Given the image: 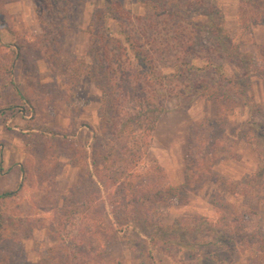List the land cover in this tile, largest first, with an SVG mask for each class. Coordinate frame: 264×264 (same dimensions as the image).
Returning a JSON list of instances; mask_svg holds the SVG:
<instances>
[{
  "label": "trees",
  "instance_id": "obj_1",
  "mask_svg": "<svg viewBox=\"0 0 264 264\" xmlns=\"http://www.w3.org/2000/svg\"><path fill=\"white\" fill-rule=\"evenodd\" d=\"M78 1L81 0H61L63 13L66 5L70 7ZM42 3L46 4L51 17L55 4L49 0H42ZM106 4L105 8L93 14L84 30L89 35L86 54L90 61L75 55L63 57L61 48L65 33L63 29L59 30L58 15L51 22L39 17L41 31L30 35V40L27 39L28 34L6 27L14 40L12 44L0 43V119H6L15 112L16 105L8 97L9 90L20 99L26 98L14 83L11 69L14 60L20 61L29 77L27 81L33 82L37 72L33 52H38L55 76L66 80L68 92L76 88L84 76L100 91L101 98L98 130L89 128V144L73 143L68 134L62 131L56 133L42 126H29L28 131L23 133L28 139L25 144L30 147L35 146L36 136L51 133L52 144L47 143L46 146L48 152L56 145V136L59 135V143L77 168V180L63 191L60 198L52 193L35 195L31 199L32 204L14 220L3 218L0 213V264H17L22 259L21 241L25 232L35 228L32 223L38 220L40 213L49 211L52 214H46L47 217L40 222L48 228L54 244L47 248L39 264H69V259L75 260L76 256L72 253L62 252L64 242L69 239L64 231L77 219L90 228L86 233L91 234L97 246L88 254L87 263L84 259L79 262L103 264L106 247L118 231L107 218L106 207L111 212H122L127 221L138 222L150 243L163 251L194 252L198 254V263L264 264V236L239 225L236 216L224 221L194 215L164 224L163 208L181 197L180 189L169 181L158 164L151 163L144 169L141 166L149 153L156 124L167 111L163 103L171 98L204 97L215 103L216 114L214 120L204 117L195 121L187 131L188 138L183 149V186H190L206 174L213 175L210 163L224 146L227 118L240 105L248 107L247 123L250 128L243 135L257 157L255 170L243 182L244 189L248 190L239 189L240 194L252 195L256 188L264 185V121L255 119L257 116L264 119V110L246 92L250 87V73L264 78V44H255V55L240 52L230 43L227 45L232 57L223 54L220 61L206 59L202 65H195L184 53L191 46L192 34L187 28H177L176 20L182 16L181 20L185 17L187 24L195 23L176 11V2L146 0L145 15L137 17L136 24L129 28L120 27L119 34L123 39L110 36L107 22L125 16L126 12L120 1L106 0ZM185 14L188 16V13ZM3 15L5 11L1 6L0 16ZM211 15L208 13L206 16ZM220 19L223 20L222 17ZM237 19L241 35L249 36L254 25L264 24V0H239ZM97 21L102 30L100 34ZM218 31L220 35L217 37L216 33L213 37L218 43H225L229 35L223 24ZM171 51L177 53H172L171 56L175 57H168ZM230 62L243 68L242 77L226 72L225 65ZM165 68H170V71ZM37 87L47 93L49 86ZM77 114L78 111L72 113L74 117ZM44 154L47 159L50 158V154ZM39 158L43 162V155ZM50 159L53 160L52 157ZM21 170L23 180L19 187L0 193L3 205L6 200L22 199L19 189L23 190V181L33 171L30 172L25 165ZM41 179L44 180L42 176ZM218 179L226 191L236 192L230 181ZM46 220H49V225ZM9 224L13 225L9 227ZM7 227L8 233H3ZM189 235L200 236L201 240L197 241ZM215 247L223 248L227 254L246 255V262L238 259L228 263L225 258L216 255Z\"/></svg>",
  "mask_w": 264,
  "mask_h": 264
},
{
  "label": "rangeland",
  "instance_id": "obj_2",
  "mask_svg": "<svg viewBox=\"0 0 264 264\" xmlns=\"http://www.w3.org/2000/svg\"><path fill=\"white\" fill-rule=\"evenodd\" d=\"M49 1L55 4L51 17L42 0H0V7L3 6L5 11V15L0 16V43H13L14 37L6 27L13 28L20 34H28L27 39L30 40V35L41 31L39 17L51 22L58 15L59 30L63 29L65 33L61 48L63 57L75 55L90 61L86 54L89 35L84 30L88 27L93 14L107 6L106 0H81L70 7L66 5L64 13L61 0ZM114 1L121 2L126 15L117 20L110 19L107 27L110 29V36L123 39L119 34L120 27L129 28L136 24L137 17L145 15L146 0ZM168 1H173V4L176 2L177 4L174 5L176 11L190 17L192 23H195L187 24L185 17L181 20L182 16L176 20L177 28H187L192 34L191 46L188 52L184 53L195 65H202L206 59L220 61L223 54L232 57L233 54L228 52L227 44L230 43L240 52L245 51L255 55V44H264V24L254 25L249 36L241 35L237 19L239 0ZM159 2L163 3L164 0ZM185 13H188V16ZM208 13H212L210 16L213 17L212 19L206 16ZM221 17L223 20L220 19ZM221 23L229 35L227 39L223 37L227 40L225 43H218L219 41L213 37L216 33L217 37L220 35L218 30L221 28ZM96 25L100 34L102 30L98 21ZM223 49L226 50L223 52ZM170 53L168 57H175L171 55L177 54L175 51ZM33 57L37 63L33 82L27 81L29 77L20 61L14 60L11 69L14 83L29 100L20 99L17 94L9 90V100L16 105L15 112L6 119H0V193L19 187L23 180L22 166L25 165L30 172L33 171L23 181L25 182L23 190L19 189L22 199L6 200L5 205L0 202V213L3 218L9 217L13 220L32 204L31 199L35 195L52 193L54 197L60 198L63 191L73 186L77 180V168L72 165L66 150L59 143L60 136H56V145L49 152L46 146L47 143L52 144V139L49 137L51 133L46 134L48 137L36 136L34 147L26 146L27 138L23 133L28 131L29 126H42L56 133L62 131L71 136L73 143L82 144H89L91 140L89 128L98 130L99 126L100 91L83 76L78 86L68 92L66 80L55 76L38 52H33ZM165 69L170 71V68ZM225 69L227 73H235L240 77L244 73L243 68H239L235 62L226 64ZM249 80L247 95L253 98L261 110H264V78L252 72L249 74ZM37 84L49 86L47 93L39 89ZM163 105L166 106L167 111L157 122L151 137L149 153L141 163L143 169L151 163L158 164L167 174L169 181L180 189L181 197L173 200L170 206L163 208L165 211L163 223L172 224L176 218L194 215L224 221L236 216L239 225L264 236V185L256 188V191L248 196L240 194L239 190H248L244 189L243 182L257 165V157L243 135L250 128L247 123L248 107L240 105L228 116L224 146L210 163V171L213 175L206 174L199 181L184 187L183 149L188 138L187 131L192 123L204 117L214 120L216 106L212 100L204 97L171 98ZM75 111H78L77 117L72 115ZM255 119L264 121L260 116ZM33 130L36 132V129ZM44 153L50 154L49 157L53 160L47 159ZM42 155L43 162L39 158ZM41 176L43 179L46 178L42 180ZM218 177L230 181L232 188L237 189L236 192L226 191ZM105 209L107 218L118 231L106 247L104 258L108 261L105 260L103 264H207L198 263V254L194 252H177L176 249L163 251L162 248L150 243L138 222L127 221L122 212H111L109 207ZM46 214L49 216L52 212L40 213L38 220L32 223L35 228L25 232L21 241L23 257L17 264H39L47 248L54 244L48 228L40 222V219L47 217ZM46 223L49 225V220H46ZM12 225L9 224V227ZM6 229L3 233H8V227ZM87 230L89 231L90 228L79 219L65 229L64 235H68L69 239L64 242L62 253H72L76 256L75 260H68L69 264H83L81 259L86 260L84 262L87 263L88 254L94 248L97 249L96 241L90 233H86ZM192 238L201 240L200 236H192ZM214 251L218 257L225 258L228 263L237 262L238 259L245 263L247 259L246 255L227 254L221 247H215Z\"/></svg>",
  "mask_w": 264,
  "mask_h": 264
}]
</instances>
